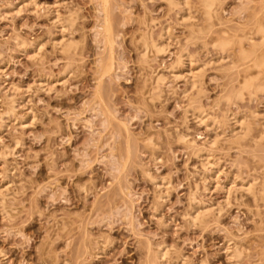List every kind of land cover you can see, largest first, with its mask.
<instances>
[{"label": "rangeland", "instance_id": "obj_1", "mask_svg": "<svg viewBox=\"0 0 264 264\" xmlns=\"http://www.w3.org/2000/svg\"><path fill=\"white\" fill-rule=\"evenodd\" d=\"M24 1L0 0V116L12 109L0 128V264H264V197L254 200L237 181L230 196L222 188L235 177L255 178L256 189L264 181V146L252 149L264 118H248L254 110L264 114V94L226 102L233 81L223 68L236 45L222 62L212 47L216 29L240 34L263 0H219L224 24L213 21L214 31L200 37L189 34L201 22L194 6L188 12L163 0ZM55 13L68 23V52H61ZM186 13L194 17L185 22ZM166 25L165 52L144 51V35L167 42L159 39ZM19 40L25 49L16 47ZM181 48L196 65L209 63L198 92L187 77L171 78ZM157 75L164 85L153 90ZM200 107L208 119L226 110L245 114L249 135L237 146L227 141L231 122L217 132L198 126L190 115ZM178 135L196 144L183 145ZM216 135L211 149L205 142ZM196 145L211 149L217 164L210 170L221 186L208 183Z\"/></svg>", "mask_w": 264, "mask_h": 264}, {"label": "bare ground", "instance_id": "obj_2", "mask_svg": "<svg viewBox=\"0 0 264 264\" xmlns=\"http://www.w3.org/2000/svg\"><path fill=\"white\" fill-rule=\"evenodd\" d=\"M26 1H28V0H25L24 2H22V3H26ZM102 2H104V4L106 3V0H101ZM163 1H165L167 4H168V6L169 7H171V8H177L179 11H182V9H186L188 12L189 11H191L190 9H191V6H194L195 7V9L194 10H196V8H198L197 9V12L198 13H200L198 16H199V18H201V19H198V20H201V22H198L199 24H201V25H197L198 23H193V25H191V27H190V35H192V37L193 36H198L199 35V37L202 35L203 36V34L205 35L206 33L208 34V32L209 31H214V30H211V28L213 27V24L214 23H218L219 24V26L222 24H224L223 22H222V20H221V18H219V16H217L218 15V13H217V6L220 4L219 3V0H195V2H194V4L195 5H192V3H191V0H163ZM194 1V0H193ZM260 1V0H259ZM28 2H30V1H28ZM164 2V3H165ZM222 2V1H221ZM21 3V4H22ZM261 3H264V0H263V2H261ZM30 4V3H29ZM31 4L32 5H35V3H32L31 2ZM30 4V5H31ZM166 4V5H167ZM260 6H261V8H260ZM264 5H259V8L257 7V8H254L253 10H257L258 9V12L256 13L255 11H254V13H256V14H254V13H252V14H250V16H248L247 18H249V19H247L246 18V21H244V23H242L241 24V26L239 27L240 28V30H239V28L237 29V28H235V29H237V31H240L241 33L239 34H237V32H236V30L234 31V29H228V30H226L224 27L225 26H221V27H219L220 29H216L215 30V33H216V35L215 36H219V37H215V38H218L217 40H215L214 39V42H213V44H212V47H214V49H216L217 50V52L219 51V55H216V56H219V60H220V62H222L223 61V59H225V56H224V51H228V50H225L230 44H235L236 46V48L235 49H237L236 50V52H235V56L233 55V57H235L234 59H236L235 60V62H232L233 60H231L230 61V65L228 66V67H225V68H223V69H225L224 71L225 72H229L228 74L227 73H225V74H227V75H231L232 77H234V78H232L231 76H229V79H231V80H229V82L231 83H233L235 86H233V84L231 83V89L227 92V95L225 96V98H223L224 100H226V102H228V103H230V102H233V101H240L241 102V100L243 99V96H244V94L246 93L247 94V96L249 97V99H252L253 100V98H255V97H257V95L258 94H264V16L263 15H261L260 16V14H264V7H263ZM24 7V6H23ZM31 7V6H30ZM36 7V6H35ZM219 7V6H218ZM193 8V7H192ZM263 9V10H262ZM185 10V11H186ZM20 11V10H19ZM200 11V12H199ZM262 11H263V13H262ZM17 12H18V10H17ZM56 12V11H55ZM253 12V11H252ZM14 13V12H13ZM16 13V12H15ZM20 13V12H19ZM182 13V12H181ZM260 13V14H259ZM58 14V13H57ZM56 13H55V16L53 17V22H54V24L56 25V28L58 29V30H60V36H61V38L60 39H62L60 42H61V45L59 44L60 42H57L58 43V45H60L61 47V52H68L70 49L72 50V48H73V45L74 44H72L71 42H67V40H66V42H64L63 41V33H65L64 31H66L67 29H66V27H68V23H66V22H62V21H60L59 19V14L57 15ZM74 14V13H73ZM173 14V13H172ZM186 14H189V13H186ZM70 15V14H69ZM70 16H72V14L70 15ZM181 16V15H180ZM186 16H188V15H186ZM185 16V17H186ZM193 16V15H192ZM192 16L190 17V14H189V18H185V17H181L180 19L182 20V21H185L186 22V20H191L190 18H192ZM201 16V17H200ZM194 17V16H193ZM69 18V17H68ZM252 18V19H251ZM65 19V18H64ZM70 19V18H69ZM197 19V18H196ZM63 20V19H62ZM75 20V19H74ZM106 20V19H105ZM188 20V21H189ZM216 20L217 21H219V22H216ZM220 20H221V23H220ZM66 21V20H65ZM72 20H69L68 22L70 23ZM213 21H215L214 23H213ZM248 21V22H247ZM154 24V23H153ZM216 24H214V25H216ZM72 25V24H71ZM161 26V25H160ZM167 26V25H166ZM165 26V27H166ZM165 27H163V29L162 30H160L161 31V34L158 36L159 37V39H161L162 41H164V43H165V41H167L165 44H162L161 45V43L159 44V42H157V41H152V40H150V37L148 36V38H147V36L146 35H144V36H146L145 38H144V36H143V38H142V42L144 41V45H143V47L142 48H144L145 50L144 51H146V50H151V51H153L154 53H162L163 54V52H165V50H166V48H167V45L166 44H168V40H169V38L171 37V34L169 33V31H168V26L165 28ZM218 27V26H217ZM215 28V27H214ZM222 28H224L223 30H222ZM66 29V30H65ZM68 29H69V27H68ZM170 29V28H169ZM171 30V29H170ZM232 31V34L233 33H235V34H231V31ZM159 31V32H160ZM218 31H221V34L222 35H224V36H221V34L220 35H217L218 33L217 32ZM104 32H105V34H109L110 33V25H109V23H106L105 24V28H104ZM171 32V31H170ZM210 33V32H209ZM62 34V35H61ZM69 34V33H68ZM146 34V33H145ZM231 34V35H230ZM225 35H227V37L225 36ZM106 36V35H105ZM206 37V36H205ZM204 37V38H205ZM155 38V37H154ZM195 39H197V38H195ZM14 40H17V38L16 39H14ZM207 40V39H206ZM213 40V39H212ZM170 41V40H169ZM209 42H210V40H209ZM16 44V43H15ZM35 44V43H34ZM204 44V43H203ZM244 44L247 46H244ZM142 45V44H141ZM19 47L20 49H25L26 48V46L24 45V43L23 42H20V40L19 41H17V45H16V47ZM41 46H42V44H41ZM55 46V45H54ZM209 47H210V45H209ZM229 47H231V45L229 46ZM39 48V45H38V47H36V49H38ZM44 48V47H43ZM75 48H76V46H75ZM232 48V47H231ZM230 48V49H231ZM183 48H181V50H182ZM229 49V48H228ZM35 50V49H34ZM39 50V49H38ZM37 50V51H38ZM75 50V49H74ZM183 50H185V49H183ZM182 50V52H179V54H178V56L176 57V60H175V62L173 63L172 62V64L173 65H171L170 66V68H168V70H169V72H170V74H171V78L172 79H177V78H181V77H183L184 79L187 77V82H186V84L188 85V87H189V89L191 90V89H195L196 90V92H198V90H199V88H200V83H201V79H202V77H203V73H204V68L203 67H205L204 65H207V64H209V63H207V64H198V65H196V63H195V60L193 59V56H191L188 52L189 51H183ZM234 50V49H233ZM147 52V51H146ZM152 52V53H153ZM227 53V52H226ZM43 54V53H42ZM35 55V54H34ZM232 58V57H231ZM219 62V61H218ZM211 63H212V61H211ZM227 63V62H226ZM213 65V64H212ZM221 65V64H220ZM67 71V70H66ZM233 71V73L231 74L230 72H232ZM103 72H106V69H104V71ZM181 72H183V73H185V75L184 74H182L183 76H181ZM64 74V73H63ZM62 74V75H63ZM154 75V74H153ZM187 75H189V77L187 76ZM240 78V79H239ZM164 76L163 75H157V77L155 78V84H156V86H154V89L153 90H159V87L161 86V85H164L163 84V81H164ZM203 81V80H202ZM65 82V81H64ZM63 82V83H64ZM233 86V87H232ZM41 88V87H40ZM173 88V87H172ZM31 89V88H30ZM162 89V88H161ZM184 93H186V90L185 91H183ZM195 92V93H196ZM15 93V92H14ZM183 93V94H184ZM245 94V95H246ZM184 97V96H183ZM189 97V96H188ZM246 98V97H245ZM245 100V99H244ZM244 100H242V101H244ZM194 100H192V102H193ZM250 101V100H249ZM227 104V103H226ZM189 105V104H188ZM10 106V105H9ZM8 107V106H7ZM13 107V106H12ZM187 107H189V106H187ZM236 107V106H235ZM24 108V107H23ZM190 108V107H189ZM192 108V107H191ZM193 108H194V106H193ZM10 109H11V107H10ZM238 109V108H237ZM4 110V109H3ZM12 110V109H11ZM11 110L10 111H7V113H3L7 118L10 116V112H11ZM6 112V111H5ZM31 112V111H30ZM12 113V112H11ZM190 113V112H189ZM2 114V115H3ZM31 114V113H30ZM188 114V113H187ZM250 115H249V117L248 118H250L251 120H256V117H258V116H263V118H264V114L263 115H260L259 113H257L255 110L254 111H251L250 113H249ZM0 116V128H2V126H4V115L3 116ZM244 115V116H243ZM242 115V113L241 112H238V113H234V112H232V111H230V110H226V111H224V114H223V116H222V118L221 119H218V118H216V117H213L212 119L211 118H207L208 116H207V114L204 112V110H202V108L200 107L199 109L198 108H195V109H192L191 110V117H192V120L199 126V125H202V126H204L205 127V129H207V131H209V130H211V131H213V132H217V130H219V129H221L220 127H222V125H226V123H228V121L229 122H231L232 124H233V126H232V128H231V125L229 126V123H228V126L230 127V129L228 130V132L230 133V135H229V138H228V140L227 141H229V142H232L231 144H233V143H237L236 145L238 146V142H239V145L240 144H242L243 143V140L245 139V137L247 136V135H249V132L251 131V126H252V121L251 122H249L247 119H246V115L245 114H243ZM14 116V115H13ZM25 116V115H24ZM5 117V118H6ZM31 117V116H30ZM6 118V119H7ZM184 118V117H183ZM211 119V120H210ZM21 120V119H20ZM186 120V119H185ZM261 120V119H260ZM19 121V120H18ZM187 121V120H186ZM7 122V121H6ZM257 122H259V130H258V134H256V136H255V138L254 139H252V137H254V131H253V135H252V137L251 138H249V139H252V142L254 143V145H252V149H254L253 150V152L255 151V149L256 148H258V147H261V146H264V119L262 120V121H257ZM256 122V123H257ZM262 122V123H261ZM30 124V123H29ZM224 128V127H223ZM254 128H255V126H254ZM257 128V127H256ZM257 128V129H258ZM253 130V129H252ZM255 131H256V129H255ZM0 133H1V129H0ZM219 133H222V131L221 132H219ZM252 133V132H251ZM250 133V134H251ZM256 133H257V131H256ZM215 135V134H214ZM217 136H219V135H216L214 138H213V140L211 139H209L207 142H205V145H207V146H209L211 149H212V146H214V145H216L215 143H216V141H217ZM1 137V136H0ZM150 137V136H149ZM177 139H178V141H180L181 143H183V145H184V143H185V145L187 144L188 145V147L190 146V144H194L195 142H193V143H190V142H188L186 139H185V136H183V135H178L177 136ZM219 140V139H218ZM226 140V139H225ZM147 141V140H146ZM195 141V140H194ZM222 141V140H221ZM241 141V142H240ZM250 141V140H249ZM150 142V141H149ZM151 143V142H150ZM196 144V143H195ZM194 144V145H195ZM227 144V143H226ZM245 144H247V142L245 143ZM199 145V144H198ZM198 145H196L197 147L195 148V150H193L194 151V155H195V158H197L198 160H199V164H200V167H201V169H202V172H207L208 171V173L207 174H209V179H208V183H210V186L211 185H213V187H215L216 185L218 186H221L220 185V183H219V180H218V176H212V172H211V168H212V166H216V162L213 160V157H212V154H211V149L208 147V148H206V147H204L203 145L202 146H199L198 147ZM248 145H250V144H248ZM243 147H244V145H242ZM247 146V145H246ZM240 147V146H239ZM8 149V148H7ZM159 149V148H158ZM215 149V148H214ZM7 151V150H6ZM3 154V153H2ZM6 155V154H5ZM1 156V155H0ZM4 156V155H3ZM216 159V158H215ZM219 160V159H218ZM211 169V170H210ZM239 169V168H238ZM259 169V168H258ZM213 171V170H212ZM218 173V172H217ZM148 174V173H147ZM204 174V173H203ZM204 175H206V174H204ZM226 175V174H225ZM237 176V175H236ZM207 177V176H206ZM233 177V176H232ZM255 177V176H254ZM262 177V176H261ZM228 178V177H227ZM243 178V177H242ZM252 178V177H251ZM263 178V177H262ZM9 179V178H8ZM157 179V178H156ZM230 179V178H229ZM248 179V178H247ZM162 180V179H161ZM262 181H263V179H261ZM204 183H203V185H202V188H203V191H205V190H207L208 191V187H209V185L207 186V183H206V179L204 178ZM239 182L238 183V185H239V188H237L238 190H240L241 192H244V193H247V194H249L250 195V197L251 198H253L254 200H256V199H260V200H263V197H264V181L263 182H261V184L259 183V185H258V187H257V189H256V179L254 178H252L251 180H243V179H239L238 177H235L234 179L232 178V180L230 179V181H228V179H227V181H225L226 182V186H222V188H223V190H224V192L226 193V195H229V193H230V190L232 191V186L234 185V182ZM162 182V181H161ZM228 182V183H227ZM197 183V182H196ZM206 183V184H205ZM224 183V182H223ZM233 183V185H231ZM7 185V184H6ZM231 187H230V186ZM167 186V185H166ZM198 186V185H197ZM227 186H229V187H227ZM196 187V186H195ZM7 188V187H6ZM221 188V189H222ZM233 188H234V186H233ZM167 189V188H166ZM233 190H235V189H233ZM195 191V190H194ZM5 192H6V190H5ZM158 192V191H157ZM208 192H210V191H208ZM235 192V191H234ZM159 196V195H158ZM193 196V195H192ZM230 196V195H229ZM167 197V196H166ZM190 197V196H189ZM227 198H229V197H227ZM252 199V200H253ZM253 200V201H254ZM191 201V200H190ZM226 201H227V199H226ZM259 201V200H258ZM229 203V202H228ZM158 204V203H157ZM246 205V204H245ZM203 208V207H202ZM193 209V208H192ZM206 212H207V210H205ZM205 211H203L204 213H205ZM193 212V211H192ZM203 212H201V213H203ZM209 212V211H208ZM196 213V212H195ZM200 213V214H201ZM203 213V214H204ZM200 214L199 213H197L195 216H192L191 218V220L192 221H194V222H198L197 220H200ZM205 215V214H204ZM200 216V217H199ZM190 218V217H189ZM203 220V219H202ZM200 224V223H199ZM105 244V243H104ZM238 244V243H237ZM230 246H232V245H230ZM161 247V246H160ZM226 247V246H225ZM157 248V247H156ZM228 248H230L229 246H228ZM228 248H227V250H228ZM234 248V247H233ZM232 248V250L231 249H229V250H231V253L232 254H230V255H237V256H239L238 254L239 253H237V251L239 250H237V249H233ZM226 250V251H227ZM241 250V249H240ZM240 252V251H239ZM101 253V252H100ZM158 253V252H157ZM161 253V254H160ZM163 253V254H162ZM236 253V254H235ZM241 253V252H240ZM164 252H160L159 251V256L158 257H163L164 256ZM2 255V254H1ZM161 255V256H160ZM166 255V254H165ZM157 257V256H156ZM166 258H167V255H166ZM238 258V257H237ZM165 260V259H164ZM181 264H182V262H181ZM184 264V263H183Z\"/></svg>", "mask_w": 264, "mask_h": 264}]
</instances>
